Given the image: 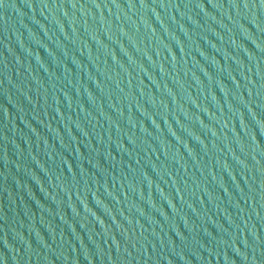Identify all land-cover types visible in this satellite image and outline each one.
<instances>
[{
  "label": "water",
  "instance_id": "obj_1",
  "mask_svg": "<svg viewBox=\"0 0 264 264\" xmlns=\"http://www.w3.org/2000/svg\"><path fill=\"white\" fill-rule=\"evenodd\" d=\"M0 264H264L260 0H0Z\"/></svg>",
  "mask_w": 264,
  "mask_h": 264
},
{
  "label": "snow or ice",
  "instance_id": "obj_2",
  "mask_svg": "<svg viewBox=\"0 0 264 264\" xmlns=\"http://www.w3.org/2000/svg\"><path fill=\"white\" fill-rule=\"evenodd\" d=\"M260 5L261 6H264V0H260ZM245 7H248V4L247 3H245V5H244Z\"/></svg>",
  "mask_w": 264,
  "mask_h": 264
}]
</instances>
